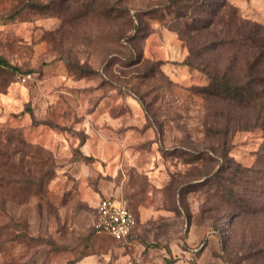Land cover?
<instances>
[{
    "label": "rangeland",
    "instance_id": "obj_1",
    "mask_svg": "<svg viewBox=\"0 0 264 264\" xmlns=\"http://www.w3.org/2000/svg\"><path fill=\"white\" fill-rule=\"evenodd\" d=\"M182 3L0 0V264H264V85L199 93L264 75V0ZM103 198L129 239L96 233Z\"/></svg>",
    "mask_w": 264,
    "mask_h": 264
},
{
    "label": "trees",
    "instance_id": "obj_2",
    "mask_svg": "<svg viewBox=\"0 0 264 264\" xmlns=\"http://www.w3.org/2000/svg\"><path fill=\"white\" fill-rule=\"evenodd\" d=\"M172 6L174 5L177 9L176 11V17H185L187 15V10L185 9L183 3L181 1L186 0H168ZM205 7V3L202 4ZM30 12H34L37 14L42 15H56V13L53 11V8L50 5H40L36 3H29L27 5ZM25 9L21 8L17 10V12L13 13L11 16L8 17L9 20H15ZM121 12V11H120ZM120 12H117V15H119ZM244 40L248 45V47L253 48H259V50L264 51V42L261 43L257 41L255 38H251V35H245ZM263 53V52H262ZM264 54V53H263ZM0 66L8 69H12V66L10 63L0 56ZM262 84L264 85V75L259 73L255 74L253 72H249L247 74V77L237 82L236 80L228 77H220V76H214L212 78L211 84L209 86H205L201 89H199V93L206 95L207 97H214V98H221L226 100H239L242 102H254L258 103L262 100L263 93H258L255 90L256 85ZM133 212V211H132Z\"/></svg>",
    "mask_w": 264,
    "mask_h": 264
},
{
    "label": "built area",
    "instance_id": "obj_3",
    "mask_svg": "<svg viewBox=\"0 0 264 264\" xmlns=\"http://www.w3.org/2000/svg\"><path fill=\"white\" fill-rule=\"evenodd\" d=\"M137 227L135 214L120 200L103 198L95 209L94 229L116 241L129 239Z\"/></svg>",
    "mask_w": 264,
    "mask_h": 264
},
{
    "label": "crops",
    "instance_id": "obj_4",
    "mask_svg": "<svg viewBox=\"0 0 264 264\" xmlns=\"http://www.w3.org/2000/svg\"><path fill=\"white\" fill-rule=\"evenodd\" d=\"M121 201V200H120ZM123 202V201H122ZM124 203V202H123ZM125 204V203H124ZM126 205V204H125Z\"/></svg>",
    "mask_w": 264,
    "mask_h": 264
}]
</instances>
